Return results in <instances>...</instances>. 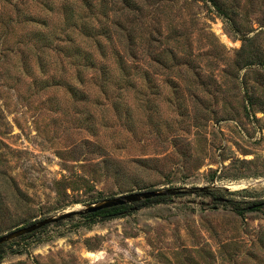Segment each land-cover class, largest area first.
Listing matches in <instances>:
<instances>
[{
	"label": "rangeland",
	"instance_id": "374dc122",
	"mask_svg": "<svg viewBox=\"0 0 264 264\" xmlns=\"http://www.w3.org/2000/svg\"><path fill=\"white\" fill-rule=\"evenodd\" d=\"M183 186L0 264H264V0H0V235Z\"/></svg>",
	"mask_w": 264,
	"mask_h": 264
},
{
	"label": "water",
	"instance_id": "95a60500",
	"mask_svg": "<svg viewBox=\"0 0 264 264\" xmlns=\"http://www.w3.org/2000/svg\"><path fill=\"white\" fill-rule=\"evenodd\" d=\"M209 188L206 186H194V187H167L160 189H147V190H139L133 191L127 194L105 198L101 201L91 203L84 208L81 209H73L68 210L63 213H60L55 216H48L38 221H35L27 226H22L17 229L11 230L7 233L0 235V245L5 244L11 240L19 238L23 235L36 232L41 228L58 223L60 221L68 220L74 216L80 215L84 216L90 213H94L106 208H111L115 206L134 204L132 209H137V203H140L144 200L155 198V197H163V196H174V195H182V194H195L197 192H209ZM219 201H227L225 198H216ZM201 204L209 205L210 202H200ZM264 202L256 205H263Z\"/></svg>",
	"mask_w": 264,
	"mask_h": 264
},
{
	"label": "trees",
	"instance_id": "16d2710c",
	"mask_svg": "<svg viewBox=\"0 0 264 264\" xmlns=\"http://www.w3.org/2000/svg\"><path fill=\"white\" fill-rule=\"evenodd\" d=\"M167 196H163V197H155V198H151V199H147V200H144L140 203H137L135 205H137V208L138 207H143L145 205H148L150 203H154V202H159L160 200H165ZM134 206V204H127V205H121V206H115V207H111V208H106V209H103V210H100V211H97V212H94V213H90V214H87V215H84V216H94V215H99L100 217H102V219H106V218H113V217H118L120 215H123V214H126L130 211H132V207ZM245 208H236V210L239 212V213H242L243 210ZM48 226H45L43 228H41V230L47 228ZM31 235L30 234H26V235H23L21 236V238H26V237H29ZM6 244H2L0 245V260L2 259L3 257V254L5 253L6 249Z\"/></svg>",
	"mask_w": 264,
	"mask_h": 264
}]
</instances>
